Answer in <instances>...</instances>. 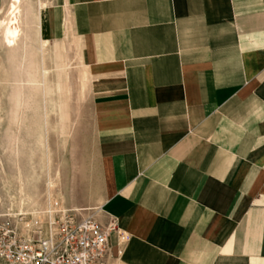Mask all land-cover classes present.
<instances>
[{
    "label": "crops",
    "instance_id": "1",
    "mask_svg": "<svg viewBox=\"0 0 264 264\" xmlns=\"http://www.w3.org/2000/svg\"><path fill=\"white\" fill-rule=\"evenodd\" d=\"M38 29L90 73L107 182L76 208L117 218L113 264H264V0H48Z\"/></svg>",
    "mask_w": 264,
    "mask_h": 264
},
{
    "label": "rangeland",
    "instance_id": "2",
    "mask_svg": "<svg viewBox=\"0 0 264 264\" xmlns=\"http://www.w3.org/2000/svg\"><path fill=\"white\" fill-rule=\"evenodd\" d=\"M47 1L20 0L13 10L9 0L0 14V219L13 214L15 225L20 212L44 209L50 194L66 208L92 205L107 182L90 73L72 40L41 38L38 17Z\"/></svg>",
    "mask_w": 264,
    "mask_h": 264
},
{
    "label": "built area",
    "instance_id": "3",
    "mask_svg": "<svg viewBox=\"0 0 264 264\" xmlns=\"http://www.w3.org/2000/svg\"><path fill=\"white\" fill-rule=\"evenodd\" d=\"M54 205L57 210L45 223L33 215H18L15 225L12 216H2L0 264H113L123 237L117 218L110 217L104 223L84 208ZM29 217L34 224L24 220ZM19 226L27 235L20 234ZM113 236H120L116 250L111 243Z\"/></svg>",
    "mask_w": 264,
    "mask_h": 264
},
{
    "label": "bare ground",
    "instance_id": "4",
    "mask_svg": "<svg viewBox=\"0 0 264 264\" xmlns=\"http://www.w3.org/2000/svg\"><path fill=\"white\" fill-rule=\"evenodd\" d=\"M19 3H20V0H15L14 4H13V10L16 9L18 10L19 9ZM12 17H9L8 19H10ZM16 14H14V20H15V23H14V26H15V29H17V22H16ZM5 31V21L3 22L2 20H0V34L4 33ZM14 32V31H12ZM55 203L59 204L58 202H51L49 203L48 207L46 206L44 209H41V210H37V211H32V212H20L19 215H33L34 217H37V218H40L44 223L48 220V217L49 216H52L53 213L57 210L56 206L54 205ZM60 205V204H59ZM60 207H63V208H66L65 206H60ZM72 209H79V208H72ZM6 215V214H5ZM4 215V216H5ZM8 216H12L13 214H7Z\"/></svg>",
    "mask_w": 264,
    "mask_h": 264
}]
</instances>
